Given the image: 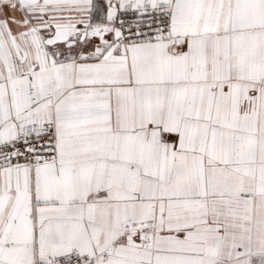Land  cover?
<instances>
[{
  "label": "snow or ice",
  "instance_id": "obj_1",
  "mask_svg": "<svg viewBox=\"0 0 264 264\" xmlns=\"http://www.w3.org/2000/svg\"><path fill=\"white\" fill-rule=\"evenodd\" d=\"M0 264H264V0H0Z\"/></svg>",
  "mask_w": 264,
  "mask_h": 264
}]
</instances>
